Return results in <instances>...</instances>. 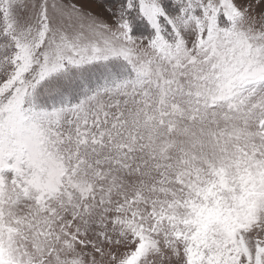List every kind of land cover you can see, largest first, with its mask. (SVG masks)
I'll return each instance as SVG.
<instances>
[{
	"label": "snow or ice",
	"instance_id": "1",
	"mask_svg": "<svg viewBox=\"0 0 264 264\" xmlns=\"http://www.w3.org/2000/svg\"><path fill=\"white\" fill-rule=\"evenodd\" d=\"M0 264H264V0H0Z\"/></svg>",
	"mask_w": 264,
	"mask_h": 264
}]
</instances>
